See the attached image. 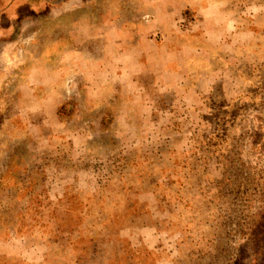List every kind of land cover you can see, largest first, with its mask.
I'll use <instances>...</instances> for the list:
<instances>
[{"label": "rangeland", "instance_id": "rangeland-1", "mask_svg": "<svg viewBox=\"0 0 264 264\" xmlns=\"http://www.w3.org/2000/svg\"><path fill=\"white\" fill-rule=\"evenodd\" d=\"M0 264H264V0H0Z\"/></svg>", "mask_w": 264, "mask_h": 264}]
</instances>
